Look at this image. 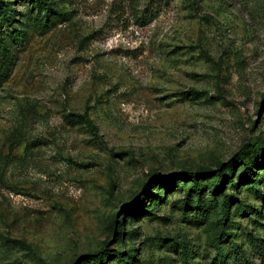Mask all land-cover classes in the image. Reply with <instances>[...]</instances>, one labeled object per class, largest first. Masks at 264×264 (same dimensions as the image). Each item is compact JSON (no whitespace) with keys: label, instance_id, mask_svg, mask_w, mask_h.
I'll list each match as a JSON object with an SVG mask.
<instances>
[{"label":"rangeland","instance_id":"1","mask_svg":"<svg viewBox=\"0 0 264 264\" xmlns=\"http://www.w3.org/2000/svg\"><path fill=\"white\" fill-rule=\"evenodd\" d=\"M102 250L264 264V0H0V264Z\"/></svg>","mask_w":264,"mask_h":264},{"label":"trees","instance_id":"2","mask_svg":"<svg viewBox=\"0 0 264 264\" xmlns=\"http://www.w3.org/2000/svg\"><path fill=\"white\" fill-rule=\"evenodd\" d=\"M258 158H260V155H258ZM241 166L245 168L247 166V163L243 162ZM222 176H223V168L221 165H218V168H216L215 170L207 169V170H198L194 172L180 171L172 176L155 174L153 176H150L148 180L142 185L141 190L135 194L134 198L123 206V211L124 213L129 215L141 213V210H139L140 209L139 205L140 203H142L141 200L144 201V198H146L145 193L147 188L150 189L153 185L155 186L158 185L159 187L161 186L164 189L170 188L171 187L170 185H173L175 179L176 181H180L188 185V190L186 195L191 193L192 196L196 195L198 197L199 194L203 193L204 191L203 182H208L209 185L207 187L208 189H210L211 195L216 196L222 185L221 183ZM228 180L230 181V178H228ZM231 201H233V198L231 199ZM115 222H116L115 216H112L110 220V224L113 230H114ZM90 256L91 258L89 260H96L97 264L109 263L108 260L109 256L104 250Z\"/></svg>","mask_w":264,"mask_h":264}]
</instances>
